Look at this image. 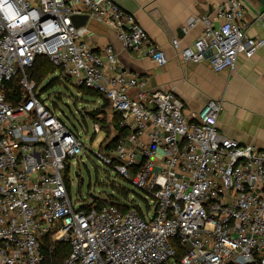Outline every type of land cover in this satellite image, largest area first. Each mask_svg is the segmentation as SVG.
<instances>
[{
    "label": "built area",
    "instance_id": "obj_1",
    "mask_svg": "<svg viewBox=\"0 0 264 264\" xmlns=\"http://www.w3.org/2000/svg\"><path fill=\"white\" fill-rule=\"evenodd\" d=\"M8 4L11 18L7 4L0 8V264H264V150L219 133L221 101L188 117L172 91L151 93L138 74L120 69L111 44L97 52L89 21L114 30L125 50L159 66L168 62L113 0ZM84 15L86 24L76 26L73 18ZM197 22L205 29L191 46L172 40L185 61L232 71L239 55L251 58L264 47L263 38L248 34L241 0H227L214 19L193 17L189 26ZM38 56L119 113L126 134L97 157L144 193L146 211L133 197L121 202L125 209L90 197L73 202L68 172L86 145L29 78ZM134 88L136 98L129 95ZM100 131L94 123V135ZM175 242L184 251L178 262ZM59 244L69 252L55 263Z\"/></svg>",
    "mask_w": 264,
    "mask_h": 264
},
{
    "label": "crops",
    "instance_id": "obj_2",
    "mask_svg": "<svg viewBox=\"0 0 264 264\" xmlns=\"http://www.w3.org/2000/svg\"><path fill=\"white\" fill-rule=\"evenodd\" d=\"M113 1L135 16L152 41L166 53L168 62L159 66L149 58L125 50L114 30L89 21L90 43L97 52L111 44L118 55L120 69L138 74L151 93L172 91L188 117L210 100L221 101L219 133L242 145L264 150V47L251 58L239 55L234 70L215 72L209 61H185L172 46L174 38L182 48L191 46L205 25L197 22L190 27V20L202 16L214 19L217 7L227 0ZM241 1L249 22L248 34L264 39V8L256 0ZM129 95L136 98L137 89H131Z\"/></svg>",
    "mask_w": 264,
    "mask_h": 264
},
{
    "label": "rangeland",
    "instance_id": "obj_3",
    "mask_svg": "<svg viewBox=\"0 0 264 264\" xmlns=\"http://www.w3.org/2000/svg\"><path fill=\"white\" fill-rule=\"evenodd\" d=\"M57 77L59 78L58 73L50 75L42 85H38L37 92L42 94L49 108L67 124L70 130L81 133L86 145L85 151L78 159L73 160L68 172L71 199L76 205H81L89 201L88 195L92 193L101 198L124 201L121 191L127 190L129 196L135 198L137 203L141 204V208L146 211L144 193L124 180L112 167L102 163L97 157L98 151L101 150V142L105 138V132L102 130L94 135V123L89 119L87 112L95 110L100 105V100L79 92L71 79L64 77L58 79ZM53 79H56L54 86L42 92L43 88ZM83 115L88 117L83 118ZM106 115L109 138L112 139L114 131L110 122L113 112L110 108Z\"/></svg>",
    "mask_w": 264,
    "mask_h": 264
},
{
    "label": "trees",
    "instance_id": "obj_4",
    "mask_svg": "<svg viewBox=\"0 0 264 264\" xmlns=\"http://www.w3.org/2000/svg\"><path fill=\"white\" fill-rule=\"evenodd\" d=\"M61 69L54 66L51 61L45 57V56H38L33 64V66L28 69L27 74L29 76L30 79L34 80L37 85H42V83L44 81H46L48 79V77L54 73H58L59 78L64 77L65 79H70L68 77L65 76H61ZM56 82V79L51 80L42 90L45 91L51 87L54 86ZM77 87V86H76ZM78 91L83 93L84 95L90 96L92 98H96L98 100H100V105L97 106L95 108V110L91 111V112H87L89 113V119H91V121H93V123H98L101 127V131L103 130L105 132V138L103 139L102 143H101V151H105L107 153L112 152L117 144V140L121 137H123L126 132L124 129L119 127V121H120V115L119 113L114 112L111 107H110V103L109 101L99 92L94 91V90H90L84 87H77ZM110 110L113 112L112 118H111V122H110V126L112 128V130L114 131V136L112 139L109 138V126L107 125V111ZM88 117L87 115H83V118ZM105 144V146H104ZM118 163L116 160L113 161V164ZM113 167V165H112ZM128 183L131 184V182L129 181ZM121 195L124 197V201H127L129 199V193L127 190H123L121 191ZM123 201H118L115 200L113 198H101V199H97L94 203L97 204V206L100 205H106V204H110V205H114L119 207L120 209H125L127 208V204H123ZM50 242V237L47 236L44 240V248H46V246L49 244ZM175 248H176V260L177 262L181 259V257H183L184 255V251L183 249L179 246V244H177V242H175ZM69 252V247L67 244H59L55 250V253L52 256V258H54L55 263H59L61 260H63V258H65V256L67 255V253ZM50 257V256H49Z\"/></svg>",
    "mask_w": 264,
    "mask_h": 264
},
{
    "label": "water",
    "instance_id": "obj_5",
    "mask_svg": "<svg viewBox=\"0 0 264 264\" xmlns=\"http://www.w3.org/2000/svg\"><path fill=\"white\" fill-rule=\"evenodd\" d=\"M256 1L264 7V0H256ZM87 20H88V17L86 15L73 18V22L76 26L86 24ZM76 176H78V173H76ZM89 197L92 199H98L99 198L97 195H94L92 193H89Z\"/></svg>",
    "mask_w": 264,
    "mask_h": 264
},
{
    "label": "clouds",
    "instance_id": "obj_6",
    "mask_svg": "<svg viewBox=\"0 0 264 264\" xmlns=\"http://www.w3.org/2000/svg\"><path fill=\"white\" fill-rule=\"evenodd\" d=\"M5 4H7V8H5L4 10L9 14V18H11L12 5L8 4V0H0V8H4Z\"/></svg>",
    "mask_w": 264,
    "mask_h": 264
}]
</instances>
